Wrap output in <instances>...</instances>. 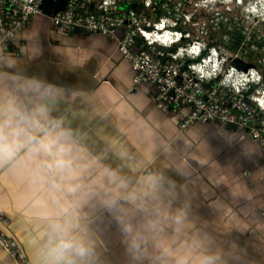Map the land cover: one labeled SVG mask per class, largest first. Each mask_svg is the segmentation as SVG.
Instances as JSON below:
<instances>
[{"label":"crops","instance_id":"0c3cea01","mask_svg":"<svg viewBox=\"0 0 264 264\" xmlns=\"http://www.w3.org/2000/svg\"><path fill=\"white\" fill-rule=\"evenodd\" d=\"M33 18L0 50V217L30 264H264V154L135 86L113 39ZM0 264H14L0 250Z\"/></svg>","mask_w":264,"mask_h":264},{"label":"built area","instance_id":"2783aa9c","mask_svg":"<svg viewBox=\"0 0 264 264\" xmlns=\"http://www.w3.org/2000/svg\"><path fill=\"white\" fill-rule=\"evenodd\" d=\"M187 2L0 0V50L19 55L12 48L14 39L49 8L50 24L62 33L83 30L113 39L118 51L131 62L135 86H156L154 102L159 109H188L180 125L182 131L198 123L232 126L249 135L264 154V95L255 90L264 76L255 68L231 65L228 49L205 39V27L194 33L198 23L192 16L181 17ZM202 4L194 7L199 9ZM225 39L230 40L227 35ZM8 224L0 217V250L14 264H30L19 241L1 228Z\"/></svg>","mask_w":264,"mask_h":264},{"label":"rangeland","instance_id":"374dc122","mask_svg":"<svg viewBox=\"0 0 264 264\" xmlns=\"http://www.w3.org/2000/svg\"><path fill=\"white\" fill-rule=\"evenodd\" d=\"M206 1L188 0L181 17L192 16L198 23L194 33L205 27L207 37H204L208 42L228 49L231 65H238L241 69L252 67L264 76V3H259V0H243L241 4L235 0H209V3ZM201 2L203 4L199 9L194 7L195 3ZM228 30H231V35ZM240 31L243 33L241 41L237 39ZM228 34L230 41L225 39ZM255 90L264 95V81L256 86Z\"/></svg>","mask_w":264,"mask_h":264},{"label":"trees","instance_id":"16d2710c","mask_svg":"<svg viewBox=\"0 0 264 264\" xmlns=\"http://www.w3.org/2000/svg\"><path fill=\"white\" fill-rule=\"evenodd\" d=\"M229 22H230V21H229ZM229 22H228V23H229ZM226 28H228V25L226 26ZM232 29H233V28H232ZM228 31H229V34L231 35V34H232V33H231V30H228ZM233 32H234V30H233ZM229 34H228V36H229V38H230V40H231V37H230ZM237 39L240 40V41L243 40V33H242V31L239 32ZM230 40H229V41H230ZM253 90H254V89H252V91H253Z\"/></svg>","mask_w":264,"mask_h":264},{"label":"bare ground","instance_id":"6f19581e","mask_svg":"<svg viewBox=\"0 0 264 264\" xmlns=\"http://www.w3.org/2000/svg\"><path fill=\"white\" fill-rule=\"evenodd\" d=\"M256 1H258V0H256Z\"/></svg>","mask_w":264,"mask_h":264}]
</instances>
